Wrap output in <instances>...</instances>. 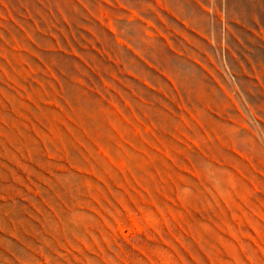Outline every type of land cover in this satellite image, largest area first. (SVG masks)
Returning <instances> with one entry per match:
<instances>
[{"label":"rangeland","instance_id":"1","mask_svg":"<svg viewBox=\"0 0 264 264\" xmlns=\"http://www.w3.org/2000/svg\"><path fill=\"white\" fill-rule=\"evenodd\" d=\"M0 264H264V0H0Z\"/></svg>","mask_w":264,"mask_h":264}]
</instances>
